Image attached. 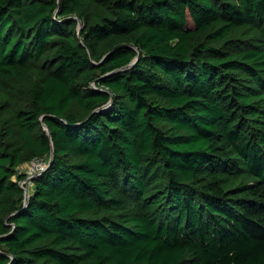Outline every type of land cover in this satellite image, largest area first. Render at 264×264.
I'll list each match as a JSON object with an SVG mask.
<instances>
[{
	"label": "trees",
	"instance_id": "trees-1",
	"mask_svg": "<svg viewBox=\"0 0 264 264\" xmlns=\"http://www.w3.org/2000/svg\"><path fill=\"white\" fill-rule=\"evenodd\" d=\"M0 264H264V0H0Z\"/></svg>",
	"mask_w": 264,
	"mask_h": 264
},
{
	"label": "built area",
	"instance_id": "built-area-1",
	"mask_svg": "<svg viewBox=\"0 0 264 264\" xmlns=\"http://www.w3.org/2000/svg\"><path fill=\"white\" fill-rule=\"evenodd\" d=\"M47 166V161L44 158H33L29 162L21 165L18 169L26 175V179L20 182V185L26 189L25 184L30 182V178L41 173ZM24 167V169H21Z\"/></svg>",
	"mask_w": 264,
	"mask_h": 264
},
{
	"label": "rangeland",
	"instance_id": "rangeland-1",
	"mask_svg": "<svg viewBox=\"0 0 264 264\" xmlns=\"http://www.w3.org/2000/svg\"><path fill=\"white\" fill-rule=\"evenodd\" d=\"M21 169H24V167H21ZM26 190L29 193L31 191L32 188V184L30 182H28L27 184H25Z\"/></svg>",
	"mask_w": 264,
	"mask_h": 264
},
{
	"label": "water",
	"instance_id": "water-1",
	"mask_svg": "<svg viewBox=\"0 0 264 264\" xmlns=\"http://www.w3.org/2000/svg\"><path fill=\"white\" fill-rule=\"evenodd\" d=\"M50 163H51V159H49L47 166H49ZM31 179H32V177L30 178V181H31ZM24 193H25V197L27 198L28 192H27V190L25 188H24Z\"/></svg>",
	"mask_w": 264,
	"mask_h": 264
}]
</instances>
